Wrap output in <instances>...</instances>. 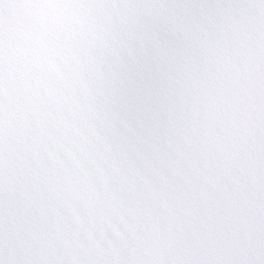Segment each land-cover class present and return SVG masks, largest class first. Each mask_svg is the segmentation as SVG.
I'll return each instance as SVG.
<instances>
[{
	"label": "snow or ice",
	"instance_id": "snow-or-ice-1",
	"mask_svg": "<svg viewBox=\"0 0 264 264\" xmlns=\"http://www.w3.org/2000/svg\"><path fill=\"white\" fill-rule=\"evenodd\" d=\"M0 264H264V0H0Z\"/></svg>",
	"mask_w": 264,
	"mask_h": 264
}]
</instances>
